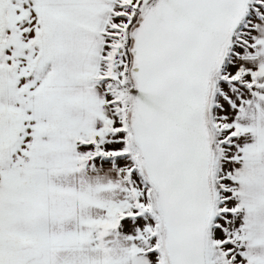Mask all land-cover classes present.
<instances>
[{
  "label": "snow or ice",
  "instance_id": "obj_1",
  "mask_svg": "<svg viewBox=\"0 0 264 264\" xmlns=\"http://www.w3.org/2000/svg\"><path fill=\"white\" fill-rule=\"evenodd\" d=\"M0 264H264V0H0Z\"/></svg>",
  "mask_w": 264,
  "mask_h": 264
}]
</instances>
